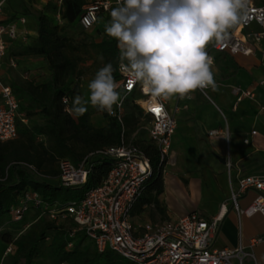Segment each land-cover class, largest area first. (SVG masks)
I'll return each mask as SVG.
<instances>
[{
    "label": "trees",
    "instance_id": "1",
    "mask_svg": "<svg viewBox=\"0 0 264 264\" xmlns=\"http://www.w3.org/2000/svg\"><path fill=\"white\" fill-rule=\"evenodd\" d=\"M85 3L86 0H63L59 7L49 1L42 9L33 10L25 0H10V8L16 15L35 17L37 35L25 43L15 42L6 56L7 63L13 58L17 65L6 67L10 70L3 75V82L12 88L20 112L28 122L19 119L17 137L0 140V238L6 243L0 264H122L121 255L109 248L98 251L84 233L71 236L75 223L68 216L50 218L41 209L34 208L15 220L10 212L11 205L28 191H36L50 209L63 208L69 201L80 198L87 189L98 185L109 171L111 159L101 157L97 151L121 142L122 124L107 111H99L90 103L85 105L87 111L83 115L64 110L66 105L62 97L68 98V108L72 107L76 95L86 100L81 88L82 78L93 68L100 69L111 63L116 69L114 78L120 80L117 41L109 37L105 29L104 36L95 39L79 23ZM57 12L61 14L62 23L56 18ZM65 26L78 28L81 36L70 34ZM27 58L42 60L47 71L44 80L37 81L13 71V68H20V59ZM133 107L144 117L137 103L134 102ZM126 109L127 103L124 123L129 138L138 118L134 111L127 113ZM98 113L104 122L96 124L94 116ZM134 140L154 168L135 214L144 205H159L164 186L162 171L158 169L159 149L151 140L138 142L136 136ZM87 156L93 164L88 182L76 188L61 185L60 159L79 162ZM30 214L32 219L25 225ZM8 224L16 232L14 235L11 231L2 232ZM8 246L12 251L5 254Z\"/></svg>",
    "mask_w": 264,
    "mask_h": 264
},
{
    "label": "built area",
    "instance_id": "2",
    "mask_svg": "<svg viewBox=\"0 0 264 264\" xmlns=\"http://www.w3.org/2000/svg\"><path fill=\"white\" fill-rule=\"evenodd\" d=\"M7 1L0 0V140L17 137L19 119L24 123L28 122L20 112L19 102L12 88L3 82L5 65H17L13 58L6 62L9 44L19 36L17 21L26 22L25 16L11 20L5 17ZM117 2L118 0H88L79 17L81 27L86 31L94 28L101 15L109 14ZM55 3L61 7L63 0H56ZM56 18L60 23L63 22L60 12H57ZM253 23H257L260 29L251 30ZM27 33L25 31V35ZM228 33L225 40H215L212 48L231 54L253 53L254 46L264 39V4L258 3L257 0H248L246 19ZM119 73L117 91L120 93V101L113 106L114 114L107 113L122 124L121 142L97 151L101 157L111 159L106 177L98 185L87 189L83 196L69 201L60 209H50L36 191H28L16 204L11 205L13 219L20 220L34 208L41 209L50 218L68 216L75 223L71 236L82 232L94 243L98 251L112 249L127 259L129 264H246L247 258L252 259V264H259L252 248L263 241L261 236L249 238L247 246L242 243L236 247L213 246L220 230L221 212L207 217L195 210L174 220L138 221L134 218V210L147 190L154 168L150 158L135 142V136L129 139L125 134L126 98L133 93L140 95L135 102L143 111L144 121L141 127L147 130L149 139L159 149L158 169L162 172H166L165 162L170 153L178 120L168 109L166 99L152 97L130 75L120 71ZM198 90L208 97L206 88ZM250 95L251 91H238L237 101ZM157 104L162 105L159 114L151 111ZM262 111L264 113V107ZM89 159L90 156L79 162H73L69 158L60 159L61 185L71 188L85 185L93 171V164ZM226 166L230 171L233 166L231 160L226 161ZM236 181V186L231 182V199L235 208L239 210L237 197L240 193L255 189L260 193L243 212L247 215L261 212L264 215V174L238 175ZM71 245L72 243H69V246ZM11 251L12 247L8 246L5 254Z\"/></svg>",
    "mask_w": 264,
    "mask_h": 264
},
{
    "label": "crops",
    "instance_id": "3",
    "mask_svg": "<svg viewBox=\"0 0 264 264\" xmlns=\"http://www.w3.org/2000/svg\"><path fill=\"white\" fill-rule=\"evenodd\" d=\"M25 1L31 8L36 4L38 9H42L49 1L56 0ZM257 2L264 4V0H257ZM15 15L8 0L5 5L6 18L11 20L19 16L26 17L25 23L17 21L19 36L14 42H28L31 36L37 35V20L33 16L21 13ZM253 24L256 25L257 30L260 29L257 23ZM251 26L250 29L255 30ZM233 28L228 29V32ZM25 31L28 32L27 35ZM213 50L222 55L219 60L214 59L216 54L211 55L213 59L211 70L217 85L216 89L206 88L208 94L206 98L197 89L190 94L191 98L166 99L168 109L178 120L172 140V146L175 143V147L172 149L171 146L170 149L172 156L181 146L176 143L175 138L180 128L182 143L187 131L197 134L202 139L197 144L200 155L208 157L206 171H204L206 179L194 181L199 187H207L206 202L196 200V203L202 206L201 208L187 210L176 218L195 210L207 217L221 212L220 230L214 239L213 246L236 247L241 243L247 246L249 238L261 236L263 241L255 245L252 250L258 263L264 264V215L261 212L252 215L243 212L260 192L249 189L240 193L237 197L239 210L235 208L231 199V182L236 186L238 175L264 174V113L262 111L264 107V39L254 46V52L250 55ZM32 61V58L20 59L21 63ZM90 81V76L82 78L81 88L86 100L90 95L87 87ZM238 91H251L252 95L243 96L238 102ZM222 106L227 108V113L223 114ZM211 131L216 132L211 133ZM228 159L233 163L230 171L226 166ZM146 206L143 207L146 208ZM246 264H252V259L247 258Z\"/></svg>",
    "mask_w": 264,
    "mask_h": 264
},
{
    "label": "clouds",
    "instance_id": "4",
    "mask_svg": "<svg viewBox=\"0 0 264 264\" xmlns=\"http://www.w3.org/2000/svg\"><path fill=\"white\" fill-rule=\"evenodd\" d=\"M247 5L248 0H118L105 32L117 41L119 71L152 97L191 98L197 89H216L206 48L213 40H225L228 29L246 19ZM115 71L111 63L98 69L87 85L88 99L76 95L68 108L62 97L64 110L83 115L90 103L114 114L120 101Z\"/></svg>",
    "mask_w": 264,
    "mask_h": 264
},
{
    "label": "rangeland",
    "instance_id": "5",
    "mask_svg": "<svg viewBox=\"0 0 264 264\" xmlns=\"http://www.w3.org/2000/svg\"><path fill=\"white\" fill-rule=\"evenodd\" d=\"M87 1L88 0H86V2ZM32 8L33 10H38L36 4L32 5ZM109 19L110 14L103 13L95 27L89 30V35L93 36L95 39H101L104 36L103 31ZM251 27L257 30L255 24H253ZM65 28L70 34H73L76 37L81 36L80 30L78 28H74L72 26H65ZM213 42L214 40L209 43L206 51L209 56H214L216 54V57L214 56V59L219 60L222 55L217 54V52L213 50ZM14 45L15 42L12 41L9 44L10 49ZM89 63H91V61H89ZM8 66L10 65H5L3 75L9 73L10 69L6 68ZM19 67L20 68L16 69L13 68V71L19 74L22 73L25 76H28L37 81H42L47 76L46 68L42 63V60L39 58L33 59L32 62H20ZM97 70V67L93 68L85 76H90L92 80ZM115 81L118 86V80L115 79ZM201 95L206 98V95L203 92L201 93ZM139 96V93H133L126 98V112L128 113L132 110L134 111L135 116H137L138 118V123L135 127V130L133 132H130L129 139L136 136L138 142L150 140L147 130L141 127V123L144 121L142 112L138 108L133 107V103L135 102L134 100L138 99ZM139 107L141 108L140 105ZM222 111L223 114L227 113V108L222 106ZM101 117V114L95 115L94 122L96 124L104 122ZM175 138L177 139L176 143L181 146L178 147L177 153L174 156H172V153L170 152L169 156L167 157V161L165 162L164 168L166 172H162L164 191L159 195V205L147 204L146 208L143 207L139 211H136L134 214V218L138 221H156L166 218L174 220L178 215L182 214L183 212H187V210L190 211L196 208H201L202 206L200 204H197L196 200H202L203 203H205L207 200V187H199L196 183H194V181H198V179L201 181L206 179V174L204 171H206L205 167L207 165L208 157L200 155V151L197 147L198 142L202 139L197 134H191L189 131H187L182 143L180 128L177 130ZM174 144L175 143H173L172 149L175 147ZM166 181H168L167 184ZM31 215L32 214L28 215L29 217L27 218L25 225L29 224L30 220L32 219ZM4 231H11L13 235L16 233L10 228L9 224L6 226V228L4 227L2 232ZM5 245L6 243L3 242L0 238V262L4 256L3 252L5 249ZM45 246L46 245L44 244L43 247ZM121 262L122 264H129L127 259L125 258H122Z\"/></svg>",
    "mask_w": 264,
    "mask_h": 264
},
{
    "label": "snow or ice",
    "instance_id": "6",
    "mask_svg": "<svg viewBox=\"0 0 264 264\" xmlns=\"http://www.w3.org/2000/svg\"><path fill=\"white\" fill-rule=\"evenodd\" d=\"M151 111H153V112L156 113V114H159L160 111H161V109H160L158 106H155V107H153V108L151 109Z\"/></svg>",
    "mask_w": 264,
    "mask_h": 264
}]
</instances>
